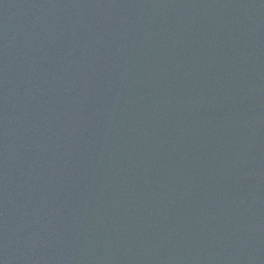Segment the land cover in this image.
<instances>
[{"label": "water", "instance_id": "1", "mask_svg": "<svg viewBox=\"0 0 264 264\" xmlns=\"http://www.w3.org/2000/svg\"><path fill=\"white\" fill-rule=\"evenodd\" d=\"M0 264H264V0H0Z\"/></svg>", "mask_w": 264, "mask_h": 264}]
</instances>
